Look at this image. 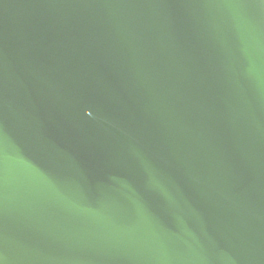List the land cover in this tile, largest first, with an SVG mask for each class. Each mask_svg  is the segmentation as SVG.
Instances as JSON below:
<instances>
[{
    "label": "water",
    "instance_id": "95a60500",
    "mask_svg": "<svg viewBox=\"0 0 264 264\" xmlns=\"http://www.w3.org/2000/svg\"><path fill=\"white\" fill-rule=\"evenodd\" d=\"M0 264H264V0H0Z\"/></svg>",
    "mask_w": 264,
    "mask_h": 264
}]
</instances>
